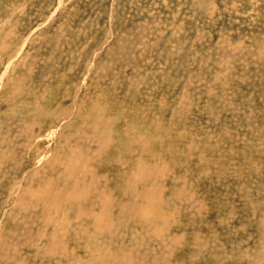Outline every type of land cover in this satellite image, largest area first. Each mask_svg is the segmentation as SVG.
I'll list each match as a JSON object with an SVG mask.
<instances>
[{"label": "rangeland", "instance_id": "rangeland-1", "mask_svg": "<svg viewBox=\"0 0 264 264\" xmlns=\"http://www.w3.org/2000/svg\"><path fill=\"white\" fill-rule=\"evenodd\" d=\"M0 264H264V0H0Z\"/></svg>", "mask_w": 264, "mask_h": 264}, {"label": "bare ground", "instance_id": "bare-ground-1", "mask_svg": "<svg viewBox=\"0 0 264 264\" xmlns=\"http://www.w3.org/2000/svg\"><path fill=\"white\" fill-rule=\"evenodd\" d=\"M68 117V116H67ZM110 121V120H109ZM125 136V135H124ZM103 149V148H102ZM71 151V150H70ZM69 152V151H68ZM72 152V151H71ZM72 179V178H71ZM86 189V188H85ZM93 206V205H92Z\"/></svg>", "mask_w": 264, "mask_h": 264}]
</instances>
